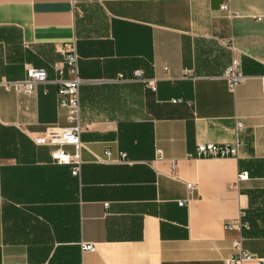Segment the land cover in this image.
<instances>
[{
  "label": "crops",
  "instance_id": "obj_1",
  "mask_svg": "<svg viewBox=\"0 0 264 264\" xmlns=\"http://www.w3.org/2000/svg\"><path fill=\"white\" fill-rule=\"evenodd\" d=\"M72 40L80 139L126 153L98 163L82 150L78 176L30 138L66 124L55 44ZM233 59L246 79L231 92ZM29 65L47 80L26 94L12 82ZM262 76L264 0H0V264H222L239 235L264 257ZM234 119L236 158L189 156L232 142ZM242 211L245 234L226 229Z\"/></svg>",
  "mask_w": 264,
  "mask_h": 264
},
{
  "label": "built area",
  "instance_id": "obj_2",
  "mask_svg": "<svg viewBox=\"0 0 264 264\" xmlns=\"http://www.w3.org/2000/svg\"><path fill=\"white\" fill-rule=\"evenodd\" d=\"M221 10L226 11L228 17H238V13L231 10L228 1L220 6ZM56 51L62 57V65L56 66L55 70L58 76L53 80L56 85L57 106L60 110L64 111L66 124L64 126L50 125L46 129L37 134H31L30 138L35 144L46 145L50 147L51 161L58 165H68L71 174L78 176L80 168L83 163L81 159V151H88L93 160L98 163H113L124 162L126 153L121 152L118 159L110 158V151L105 149L102 155L92 152L84 142L81 141L80 135L84 130V124L80 114L79 102V86L82 80L78 76V59L79 55L76 49L75 40L69 42H62L55 44ZM25 79L12 82V85L26 93L31 94L35 90V86L47 80V74L44 69L36 68L31 65L25 69ZM119 78L122 77L120 74ZM141 72L134 71L132 78H140ZM223 78L226 81L228 89L233 92L236 86L242 83L246 76L241 71L240 62L233 59L226 67L223 73ZM261 90L264 93V76L260 78ZM234 139L232 142L217 144L211 142H199L196 144L195 149L190 157L195 158H224V157H237L241 141L238 136L244 130V124L239 119H234L233 122ZM71 146L73 151L70 152L66 147ZM160 155V152H158ZM248 177L247 172H238L236 181L246 180ZM188 190L193 189V186L188 184ZM186 200L178 201V205L183 206ZM244 212H240L239 217L226 224L225 228L240 232L245 223L242 222ZM243 237L239 235L232 242L233 253L230 257L222 260V264H264V257H258L248 252L243 247ZM81 252L94 251L95 245L90 243L81 242L79 244ZM86 264V263H82ZM106 264V263H99Z\"/></svg>",
  "mask_w": 264,
  "mask_h": 264
},
{
  "label": "trees",
  "instance_id": "obj_3",
  "mask_svg": "<svg viewBox=\"0 0 264 264\" xmlns=\"http://www.w3.org/2000/svg\"><path fill=\"white\" fill-rule=\"evenodd\" d=\"M245 220V219H244ZM242 233H244V230L242 229ZM245 234V233H244Z\"/></svg>",
  "mask_w": 264,
  "mask_h": 264
}]
</instances>
